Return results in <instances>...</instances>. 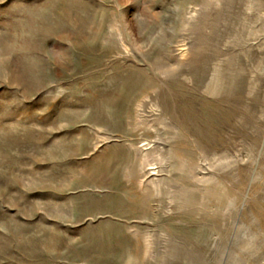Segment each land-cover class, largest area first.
I'll list each match as a JSON object with an SVG mask.
<instances>
[{
    "label": "rangeland",
    "instance_id": "374dc122",
    "mask_svg": "<svg viewBox=\"0 0 264 264\" xmlns=\"http://www.w3.org/2000/svg\"><path fill=\"white\" fill-rule=\"evenodd\" d=\"M0 264H264V0H0Z\"/></svg>",
    "mask_w": 264,
    "mask_h": 264
}]
</instances>
